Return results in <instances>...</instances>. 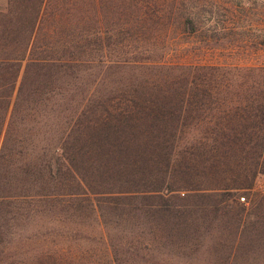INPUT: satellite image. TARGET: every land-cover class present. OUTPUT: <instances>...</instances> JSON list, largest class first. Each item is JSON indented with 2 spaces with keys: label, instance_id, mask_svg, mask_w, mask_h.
<instances>
[{
  "label": "trees",
  "instance_id": "1",
  "mask_svg": "<svg viewBox=\"0 0 264 264\" xmlns=\"http://www.w3.org/2000/svg\"><path fill=\"white\" fill-rule=\"evenodd\" d=\"M22 2H26L22 10L9 11L7 36L0 40V141L5 133L0 151V264H33L27 262L36 249L32 241L42 233L29 232L28 227L36 216H42L39 204L52 205L58 196L87 201L86 210L90 209L102 229L106 201L114 210L132 215L137 220L134 227L144 221L145 226L169 227L167 238L174 242L188 237L184 248L208 237L214 242L207 251L214 264H264V191H254L256 178L264 176V65L246 67L245 75L233 66L167 63L160 52L164 43L139 39L140 33L157 34L161 26L167 32L178 28L182 35H202L204 24L216 12L210 1L168 0L155 12L158 21L134 28L137 42L129 41L133 54L117 61L99 59L105 72L133 71L132 86L122 88L119 106H125L104 120L77 121L79 130H87L89 136L83 148L72 153L71 142L67 143L71 125L62 121L64 110H52L60 141L50 158L39 156L29 171H24L25 165L18 169L8 165L10 154H25L31 146L29 139L17 134L18 119L22 120L23 111L27 117L41 115L43 94L64 95L60 89L33 87L30 67L35 68L37 78L48 68L44 75L50 81L63 73L64 65L53 62L42 68L32 58L36 49L32 36L40 23L41 5L36 0ZM22 16L28 21L24 26L14 20ZM130 32L121 34L129 39ZM10 35L13 41H5ZM125 42L121 44L127 46ZM98 48L104 49L102 42ZM26 60L28 69L19 84ZM72 62L67 59L65 64ZM86 77L79 78L84 85ZM92 84L98 85L97 81ZM101 90L99 86L95 93ZM83 117L84 112L78 120ZM148 149L149 156L144 153ZM138 175L144 178L138 180ZM70 176L83 183L78 191H65ZM239 190L250 192L247 202L234 199ZM104 195L110 197L99 198ZM48 210L50 214L52 209ZM13 221L18 231H13ZM101 237L105 239L102 231ZM194 252L181 257H193Z\"/></svg>",
  "mask_w": 264,
  "mask_h": 264
},
{
  "label": "rangeland",
  "instance_id": "2",
  "mask_svg": "<svg viewBox=\"0 0 264 264\" xmlns=\"http://www.w3.org/2000/svg\"><path fill=\"white\" fill-rule=\"evenodd\" d=\"M22 1L24 0H0V40H3L1 37L7 36L5 33L9 29L7 22H10L12 17L9 11L13 12L15 7L17 11L22 10L27 2ZM203 1H210L211 7L216 12L213 18L204 24L205 30L202 35H182L178 28L167 32L168 29L161 26L157 34L151 36L150 33H140L139 39L143 42L156 40L164 43L160 52L162 59L167 63L233 66L239 67L237 70L243 69L245 75L246 67H262L264 65V0H201L200 2L191 0L194 4ZM36 2V5H41V18L32 36L36 44L32 58L40 62L42 68L53 62L64 66L63 73L50 81L46 80L44 75L49 73L48 68L37 78L35 68L30 67V75H34L31 84L33 87L44 88L45 91L60 89L64 91V95L50 97L51 93L43 94L44 100L39 104H43L42 114L37 112L27 117V112L23 111L21 114L23 121L18 119L17 134L22 139H29L31 146L25 149V154L22 155L12 156L9 153L8 165L15 169L25 165L24 171L33 169L39 162V156L43 159L50 158L51 154H54L56 142L60 141L61 134L55 133L57 125L52 118L53 115L50 116L52 110L56 113L59 112L58 107L64 110V115L61 114L62 121L66 120L71 125L67 143L71 142L69 152L72 153L76 149L83 148V141L89 136L87 130H79L77 121L88 123L97 119L104 120L109 113L125 106V103L119 106L122 88L132 86L133 82L129 80L133 79V71L122 73L120 69L119 72L110 69L105 72V68L100 69L101 64L98 60L117 61L133 54L131 49L134 50V46L131 47L129 41L137 42L134 28L158 21L155 12L164 7L168 0H36ZM15 19L19 20L20 26L28 22L23 16L14 17ZM129 29L131 35L128 39L122 36L121 32H129ZM8 37L10 39L5 41H13L12 35ZM211 40L212 44H209ZM123 41H126L127 46L121 44ZM101 42L103 50L98 48ZM76 58L77 61L74 62ZM45 59L52 60L45 61ZM56 59H61V62ZM67 59L73 62L65 64ZM92 59H95V62H88ZM72 64L73 66L70 67L69 65ZM27 65L28 60L23 63L19 84L23 79L24 71L28 69ZM92 65H97V68H93ZM85 75L87 83L84 85L79 78ZM256 76L260 78V75ZM93 81H97L96 87L92 84ZM99 86L102 88L101 92L95 93ZM88 96L90 99H87ZM25 106L26 103L23 107ZM94 107L95 110L92 112ZM82 112L84 117L78 120ZM32 117L35 118V123L31 122ZM4 138L5 133L1 136L0 151ZM149 151L150 149L145 150L144 153L149 156ZM153 158H157V155ZM103 161L107 160L103 158ZM85 164L90 165L88 160ZM124 171L130 173V169ZM63 172L66 173L67 170L64 168ZM127 175H124V179H128ZM143 178L144 176L138 175V180ZM150 181L153 180L150 178ZM82 186L83 183L79 179L74 180L70 176L65 191L70 189L78 191ZM254 191H264V176L259 175L256 178ZM249 193L239 190L234 199L247 202ZM103 197L110 196L104 195L99 198L104 199ZM243 197H246L245 201L242 200ZM73 199L75 198L58 196L55 198V207H53L54 203L39 204L38 210L42 212L38 215L42 216H36L27 231H40L42 236L32 241L34 244L31 247L36 249L28 263L214 264L207 252L213 247L214 242L208 237H201L199 242H193L184 248L182 243L188 241V237L182 243L174 242L167 238L171 234L169 227L159 229L149 224L145 226L144 221H140V227H134V221L137 220L126 212L114 210L113 206L105 203L106 199L102 200L105 205L101 216L102 229L90 209L86 210L88 202ZM48 208L52 209L50 214ZM19 221L24 222V220ZM13 231H18L14 221ZM101 231L105 238L103 240ZM26 235L27 233H24L21 237L24 238ZM195 249L199 251L195 253ZM184 252L186 254L194 252L195 256L182 258Z\"/></svg>",
  "mask_w": 264,
  "mask_h": 264
},
{
  "label": "built area",
  "instance_id": "3",
  "mask_svg": "<svg viewBox=\"0 0 264 264\" xmlns=\"http://www.w3.org/2000/svg\"><path fill=\"white\" fill-rule=\"evenodd\" d=\"M242 200H243V198H242Z\"/></svg>",
  "mask_w": 264,
  "mask_h": 264
}]
</instances>
